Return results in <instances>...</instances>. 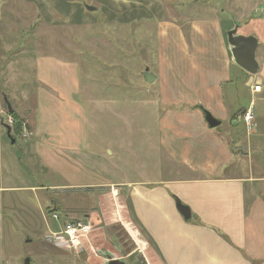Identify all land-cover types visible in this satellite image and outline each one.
I'll list each match as a JSON object with an SVG mask.
<instances>
[{
    "label": "crops",
    "instance_id": "0c3cea01",
    "mask_svg": "<svg viewBox=\"0 0 264 264\" xmlns=\"http://www.w3.org/2000/svg\"><path fill=\"white\" fill-rule=\"evenodd\" d=\"M38 1L42 6L48 3V0ZM109 1L111 7H118V13L127 12L128 18L114 19L121 22L142 19L134 9L141 7L138 0ZM165 8L157 11L158 27L170 26L175 36L169 40V48L159 50L157 80L152 84V91L145 90V94L154 96L150 101L156 114L139 115L140 122L143 117L154 123V129L146 125L149 132L143 133L160 155V162L154 160L153 163L157 165L147 166L139 155L141 179L134 173V180L119 177L114 181L107 172L110 168L107 155H90L88 160L79 158V154L89 149L86 128L81 125L87 110L80 98L83 96L82 99L96 103L97 99H102L111 104L114 102L110 91L112 83L108 84L109 94L99 96V87L94 82L82 83L77 69L59 58L50 59L48 63L42 61L37 66L41 82L51 78L52 72L60 81L51 82L54 94L37 91L35 129L29 141L35 154L56 174L58 189L87 187L96 194L94 213L85 216L93 230V217L97 218L104 209V202L108 201L104 196L119 201L121 209L129 213L125 219L120 217L114 222H119L118 226L140 245H146L156 264H264V196L257 190L264 184V177L251 176L247 171L252 168L251 154L257 153L252 145L258 143L257 157L264 170V24H259L262 29L257 28L258 34L257 31L244 32V29L237 31L245 37L254 36L259 42L256 60L260 69L256 75H251L235 63L228 43V32L235 27V20L213 14L207 18H186L185 23L180 24L183 20L180 21L179 16L166 19ZM66 9L61 10L62 13L75 20L74 10ZM189 30L191 36L185 38L183 34ZM258 85L261 90L254 92L253 88ZM118 86L122 91L121 102H131L129 95L123 96V83ZM59 95L65 98V103H59L57 108L56 100L51 98ZM137 101L141 105L147 103L140 96ZM49 104L51 109H46ZM248 111L254 116L251 135L243 120ZM206 113L221 125L212 129ZM110 155H113L111 151ZM105 191L115 195L99 194ZM177 201L190 209L191 222H186L180 214ZM63 216L69 223L72 221L68 218L75 217L69 210ZM197 221L203 225H198ZM220 233L226 235L231 244ZM84 244L81 246L87 248ZM80 248L70 250L78 252ZM96 248L108 251L103 245Z\"/></svg>",
    "mask_w": 264,
    "mask_h": 264
},
{
    "label": "rangeland",
    "instance_id": "374dc122",
    "mask_svg": "<svg viewBox=\"0 0 264 264\" xmlns=\"http://www.w3.org/2000/svg\"><path fill=\"white\" fill-rule=\"evenodd\" d=\"M138 2L141 7L134 9L142 19L135 18L133 23L114 19L118 16L128 18L127 12L118 13V7H111L109 0H48L43 6L38 0H0V264H24L26 258H30L32 264H96L98 261L105 264L106 254L116 255L121 260L125 257L123 261L127 264H156L147 246L140 245L118 226L119 222H114L120 217L125 219L129 213L121 209L114 197L104 196L108 201L104 202V209L97 218L93 217V233L83 241L87 248L80 245L77 252L46 240L51 231H60L63 223H69L63 216L67 210L75 216L68 218L72 222L87 223L85 216L94 213L96 194L87 187L58 189L56 174L34 152L30 139L33 137L37 91L54 94L56 91L51 82L60 81V77L52 72L51 78L41 82L37 66L42 61L48 63L50 59L59 58L77 69L82 83L94 82L99 87V96L112 91L114 102L111 104L102 99H97L96 103L82 99L83 96L80 98L87 110L81 125L86 128L89 149L78 156L88 160L90 155H107L110 167L107 172L112 180L117 181L119 177L134 180V173L140 180L139 155L147 166L157 165L153 164L154 160L160 162L158 151L153 150V143H148L143 133L154 129L152 119L146 121L143 117L155 115L156 110L150 101L153 95L145 94L146 89L152 91L153 85L143 84L141 74L151 67L156 75L157 54L161 47L169 48V40L175 36L170 26L159 29L157 11L166 7V19L179 16L180 21L183 20L180 24H184L186 18L223 14L226 19L241 24L238 32L241 29L256 32L262 29L259 24H264L260 21L264 20V0ZM118 3L119 6L123 4L122 1ZM86 5L96 7L97 11H87ZM66 7L77 14L75 20L62 13ZM150 17L153 19L148 20ZM183 35L190 37V30ZM109 82L112 83L110 91ZM121 83L123 96L129 95L131 102H121L122 91L118 86ZM101 85L105 86L100 90ZM61 95L51 98L56 100V107L65 103ZM137 96L145 98L147 103L138 104ZM5 98L12 106L13 115L19 117L20 133H17V121L9 114ZM48 108L51 109V104L46 105ZM139 115H144L142 122ZM11 120L13 124H9ZM8 127L12 138L17 140L14 145L6 133ZM254 146L258 153L260 143ZM257 153L251 154L252 168L247 171L251 176L262 178L264 170ZM76 180L81 181L80 178ZM257 190L264 196V184ZM99 194L115 195L112 191ZM54 213L58 220L54 219ZM110 222L114 223L108 226ZM96 245H103L108 251L97 249Z\"/></svg>",
    "mask_w": 264,
    "mask_h": 264
},
{
    "label": "water",
    "instance_id": "95a60500",
    "mask_svg": "<svg viewBox=\"0 0 264 264\" xmlns=\"http://www.w3.org/2000/svg\"><path fill=\"white\" fill-rule=\"evenodd\" d=\"M86 10L89 12L97 11L96 7L86 5ZM262 8L257 11V17L260 15ZM239 24L235 23V27L228 32V43L230 45L231 53L235 63L242 69L256 75L259 72L260 66L256 60V52L259 46L258 39L254 36L245 37L237 34ZM143 79L146 84L152 85L157 80V76L152 73L149 68H146L142 73ZM9 114H13V109L8 99L5 98ZM206 120L209 126L214 129L221 125V122L213 117L210 113H206ZM8 137L11 139L12 145L15 144L16 140L11 136V129L8 127ZM177 209L186 221H190L192 214L190 209L177 202ZM27 243H31V240H27ZM105 264H127L125 261L118 259L116 255L106 254ZM24 264H32L30 258H26Z\"/></svg>",
    "mask_w": 264,
    "mask_h": 264
},
{
    "label": "built area",
    "instance_id": "2783aa9c",
    "mask_svg": "<svg viewBox=\"0 0 264 264\" xmlns=\"http://www.w3.org/2000/svg\"><path fill=\"white\" fill-rule=\"evenodd\" d=\"M261 90V86L258 85L253 88L254 92H259ZM243 120L245 121L249 132L253 129L254 124V116L253 112L248 111L243 116ZM9 124H13V121H9ZM55 220H58L56 215H53ZM93 227L91 223L85 222H72L65 225H62L60 231H51L46 240L49 243H53L54 245L63 248V249H71L78 248L84 240L88 239V236L92 233Z\"/></svg>",
    "mask_w": 264,
    "mask_h": 264
},
{
    "label": "trees",
    "instance_id": "16d2710c",
    "mask_svg": "<svg viewBox=\"0 0 264 264\" xmlns=\"http://www.w3.org/2000/svg\"><path fill=\"white\" fill-rule=\"evenodd\" d=\"M13 115V114H12ZM13 117L15 118V120L17 121V123H16V129H17V133H20V131H21V129H22V124H21V122L19 121V117L18 116H15V115H13ZM177 202H179V201H177ZM55 212V211H54ZM55 214V213H54ZM54 214H52V215H54ZM186 222H191V220L190 221H186ZM72 223V222H71ZM198 225H203L200 221H197L196 222ZM220 235L228 242V243H230L231 244V242H230V240H229V238L226 236V235H224V234H222V233H220Z\"/></svg>",
    "mask_w": 264,
    "mask_h": 264
}]
</instances>
